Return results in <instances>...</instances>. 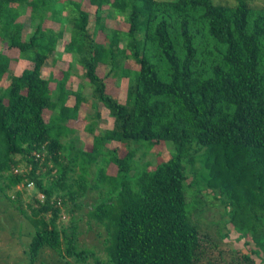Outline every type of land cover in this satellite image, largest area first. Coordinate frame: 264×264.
<instances>
[{
  "label": "trees",
  "instance_id": "obj_1",
  "mask_svg": "<svg viewBox=\"0 0 264 264\" xmlns=\"http://www.w3.org/2000/svg\"><path fill=\"white\" fill-rule=\"evenodd\" d=\"M235 2L0 0V42L31 65L0 86V191L34 185L29 211L19 192L13 201L5 196L33 229L30 264L44 249L83 264L91 258L94 264H199L202 241L190 218L199 204L187 208L188 185L217 193L228 208L230 227L251 245L242 264L264 255V8ZM63 13L70 27L64 53L81 67L93 100L73 92L71 106L65 98L70 72L43 76L64 32L44 24L47 17L59 24ZM116 18L123 29L108 25ZM14 61L0 52V82ZM124 78L120 103L108 86ZM83 105L94 111L86 151L62 140ZM98 105L113 127L96 135ZM166 142L174 153L152 170L135 160L138 148L147 153ZM18 157L30 167L21 175L12 173ZM100 158L114 174H94ZM102 184L107 196L95 199L86 216L104 233L97 236L105 261L79 244L82 218L74 217L87 196L105 195ZM62 208L67 226L60 224Z\"/></svg>",
  "mask_w": 264,
  "mask_h": 264
},
{
  "label": "rangeland",
  "instance_id": "obj_2",
  "mask_svg": "<svg viewBox=\"0 0 264 264\" xmlns=\"http://www.w3.org/2000/svg\"><path fill=\"white\" fill-rule=\"evenodd\" d=\"M215 4L233 6L235 0H212ZM254 6L264 8V0H250ZM57 5L56 8H60ZM85 10L90 8L86 5L83 6ZM91 12V23L93 21V9ZM66 14L63 13L62 22L59 24L55 21L46 18L44 27L48 29L63 30V36L58 41L56 52L49 58L43 68V76L48 77L52 75L54 78L59 77L61 72L69 71L70 76L66 85L65 98L66 104L71 106L74 102L73 92H81L85 99L92 100L91 86L83 77L81 67L75 62L69 54L64 53V46L69 40V24ZM115 16V14H114ZM28 16L23 18L25 23V30H28ZM117 19V18H116ZM108 25H114L123 29L124 25L117 19L115 23L108 21ZM123 47L124 44H121ZM0 52L4 55L14 59L11 62V72L5 75L0 82L2 88H6L10 83V76H18L25 68H29L30 63L22 60H18V52L7 47L5 43L0 42ZM127 66L131 64L127 63ZM100 76L104 75V68L98 69ZM126 88L127 79H118L112 81L108 86V91L111 95L116 97L120 103H124L126 100ZM51 89H54V84H51ZM55 100V98H54ZM100 118L96 121L95 131L96 135L101 134L105 130H109L113 127V119L109 117L108 111L103 109L101 105L97 107ZM94 111L91 107L83 105L80 108L79 115L75 120H71L66 124V127L72 130L71 134L62 139L66 144H75L81 147L83 150L90 148L91 135L87 132V128L94 122ZM108 148H118V154L120 156L126 153V148L123 145L109 143ZM135 148L130 146V149ZM172 153H174V147L171 143L166 142L160 144L149 152L145 153L143 148H138L135 155V160L140 165L148 164L149 170L155 168L158 164L167 161ZM19 161V166L14 168L13 174H23L30 170V167L20 157L16 158ZM104 169L108 174H114L113 167L106 162L105 159L100 158L98 164L95 166L94 174L99 170ZM44 171V169H43ZM78 174V172H77ZM80 175V173H79ZM130 177L135 176V172L129 174ZM191 178L187 180V185L190 183ZM1 182V181H0ZM5 186L4 182H1ZM22 185H18L16 188L6 189L4 194L0 191V264H30V259L27 254L28 246L33 235V229L27 220L19 214L13 207L12 203L8 201L5 196L7 195L13 201L16 198V192L20 193V206L23 210L29 211L27 205L31 202L34 194V185L31 187L22 188ZM107 186L102 184L100 189L105 191V195L101 198L100 193H97L94 200L93 195L87 196L83 201V209L74 213L75 218H82V222L79 223V230L81 236L79 238V244L85 249H92L96 252V259L107 260V254L104 249V241L97 236L98 233L103 237L104 233L98 229L96 225L90 221L86 216L91 204L103 200L107 196ZM37 197V195H36ZM40 197V196H38ZM217 193L203 189L201 192L196 188H190L187 186L186 200L188 202L187 208L190 209L191 204L198 203V209L191 211V221L197 226L200 237L202 251L200 253L199 264H242L241 255L249 253V247L244 244V240H239L238 235L232 230L229 225L228 208L224 207L219 201ZM100 198V199H99ZM95 199L98 201L95 203ZM69 214H67L62 208V215L60 224L67 226L69 224ZM78 248L81 249L78 245ZM256 264H264V255L259 257H253ZM34 264H83L76 263L75 259L70 257H61L51 250H41L38 254L36 262ZM87 264H94V258L88 260Z\"/></svg>",
  "mask_w": 264,
  "mask_h": 264
},
{
  "label": "built area",
  "instance_id": "obj_3",
  "mask_svg": "<svg viewBox=\"0 0 264 264\" xmlns=\"http://www.w3.org/2000/svg\"><path fill=\"white\" fill-rule=\"evenodd\" d=\"M32 186V184L31 183H29V184H27V186L26 187H31ZM39 198H41L42 199V196H40Z\"/></svg>",
  "mask_w": 264,
  "mask_h": 264
}]
</instances>
